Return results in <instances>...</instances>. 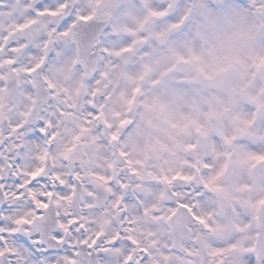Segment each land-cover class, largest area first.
<instances>
[{"label":"clouds","instance_id":"1","mask_svg":"<svg viewBox=\"0 0 264 264\" xmlns=\"http://www.w3.org/2000/svg\"><path fill=\"white\" fill-rule=\"evenodd\" d=\"M0 264H264V0H0Z\"/></svg>","mask_w":264,"mask_h":264},{"label":"snow or ice","instance_id":"2","mask_svg":"<svg viewBox=\"0 0 264 264\" xmlns=\"http://www.w3.org/2000/svg\"><path fill=\"white\" fill-rule=\"evenodd\" d=\"M42 243H43L42 241H37V242H36V244H37L38 247L41 246ZM42 250H43V251H46V249H42Z\"/></svg>","mask_w":264,"mask_h":264}]
</instances>
